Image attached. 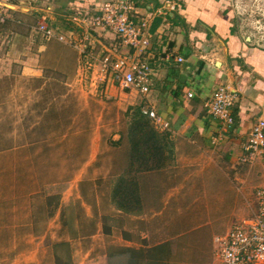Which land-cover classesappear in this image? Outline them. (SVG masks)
Segmentation results:
<instances>
[{
	"label": "rangeland",
	"instance_id": "374dc122",
	"mask_svg": "<svg viewBox=\"0 0 264 264\" xmlns=\"http://www.w3.org/2000/svg\"><path fill=\"white\" fill-rule=\"evenodd\" d=\"M230 4L243 33L264 41V0H230ZM30 23L35 27L39 19ZM40 44L17 43L18 53L11 52L10 58L11 43L5 42L0 53L7 56L5 68L19 69L24 52L32 48L31 52L38 53ZM46 44L44 41V47ZM43 77L42 81L49 79L42 92L44 104L37 91L41 81L36 77L20 79L17 85L11 79L0 90V196L13 199L0 198V208L16 210L17 217L16 222L11 220L16 228L4 234L5 242L17 240L16 246L11 244L16 251L0 250L1 263L11 256L18 258L17 264H121L120 259L137 258L145 264L153 260L151 264H218L213 236L226 234L257 211L256 193L264 187L259 165L244 160L236 168L225 165L218 186L190 177L181 167L173 168L171 179H158L160 191L168 193L165 202L159 203V215L129 217V211L118 206L114 193L121 180L136 184L135 176L142 173L131 165L130 131L135 113L113 106V100L100 90L92 93L90 84L95 79L87 71L76 77L77 87L81 86L78 90L64 89L62 74L44 71ZM63 94L65 98L60 99ZM92 149L96 160L83 169L95 155ZM171 156L166 149L163 167L168 165V170ZM182 178L183 195H177L175 188L180 189ZM127 202L134 212L139 207L132 196ZM207 211L212 222L202 219L200 225L194 224L199 225L197 231L186 234L190 221ZM153 236L162 249L143 248ZM193 236L204 238L196 250L187 244Z\"/></svg>",
	"mask_w": 264,
	"mask_h": 264
},
{
	"label": "crops",
	"instance_id": "0c3cea01",
	"mask_svg": "<svg viewBox=\"0 0 264 264\" xmlns=\"http://www.w3.org/2000/svg\"><path fill=\"white\" fill-rule=\"evenodd\" d=\"M108 1L114 0H13L8 4V20L0 25V53L5 37L11 43L7 55L10 58L11 52L18 53L15 50L17 43L26 45L39 41L41 44L38 53L31 52V47L29 52H24L25 59L20 61L23 67L19 69L5 68L3 59L7 56L0 55V90L11 79L16 84L21 82L20 79L25 81L36 77L41 81L37 91L41 92L40 100L44 104L42 92L49 84V79L42 81L44 71L62 74L66 79L61 85L64 89H75L79 85L77 75L87 71L95 79L90 84L92 93L100 90L102 95L113 100V106L123 112L137 114L143 108L155 111L163 123L170 124L169 129L146 119L159 137H166L172 166L169 170L167 165L135 176L139 194H134L132 200H136L139 207L135 212L129 209L126 213L129 217H157L159 203H164L168 194L160 191L162 184L158 179H171V169L181 167L183 171H189L190 177L203 178L207 184L210 182L218 186L219 173L222 178L224 176L223 167L230 165L236 168L239 161L246 157L244 145L252 128L264 119V41L257 44V38H253L252 43H248L249 35L243 33V26L235 17L230 0H122L134 6L133 22L136 25L146 22L151 36L150 46L139 56L151 68L150 91L146 95L130 92L120 87L111 71L106 73L103 70L105 59L112 64L125 50L119 37L110 31H87L82 25L83 20L99 15L101 6ZM38 19L39 23L34 27L30 22ZM40 25L52 30L54 38L47 40L43 37L38 32ZM59 36L65 41H60ZM44 41L47 43L45 47ZM179 58L183 59L181 63ZM220 86L235 90L237 101L231 108L234 127L222 133L223 138L218 141L222 131L207 112L206 105ZM29 87L31 91L32 86ZM14 89L17 90L16 87ZM24 89L26 91L27 86ZM188 93H193V98H188ZM59 98L64 99V94ZM93 154L84 163L83 169L95 162L97 153L92 149ZM252 162L259 165L264 178V154ZM183 183L184 178L180 189L175 188L177 195L184 191ZM0 198L3 201L13 200L12 197ZM15 214L16 210L0 208V250L12 248L11 244L16 246L17 240L5 242L4 235L10 228H16L17 225H11L12 219L16 222ZM23 214L26 218L27 212ZM211 215L207 211L205 215H200V219L190 221L186 234L197 231L198 222L202 219H209L208 223H211ZM196 223L199 224L197 227L194 226ZM214 237L211 240L213 249ZM154 238L151 241L149 238L143 248L151 251L162 249V243L159 241L157 244ZM203 241L202 236H193L187 244L191 250H196L199 242ZM127 247L131 248L130 245ZM12 250L16 251V247ZM4 259L7 261L5 264L18 263V258L9 256ZM11 259L15 260L10 262ZM144 261L138 258L120 259L121 264H145Z\"/></svg>",
	"mask_w": 264,
	"mask_h": 264
},
{
	"label": "built area",
	"instance_id": "2783aa9c",
	"mask_svg": "<svg viewBox=\"0 0 264 264\" xmlns=\"http://www.w3.org/2000/svg\"><path fill=\"white\" fill-rule=\"evenodd\" d=\"M12 1L0 0V25L7 22L9 15L7 5ZM134 10V6L129 2L108 1L101 6L99 15L83 20L82 25L87 31H110L119 37L125 50L112 64L109 59H105L103 70L106 73L111 71L123 90L146 95L150 91L151 68L141 61L139 56L150 46L151 36L147 32L146 22L138 25L133 22ZM38 32L47 40L55 36L46 25H40ZM253 38L248 36V43H252ZM7 39L8 37H5L2 43L5 44ZM59 40L65 41V38L59 36ZM261 42L263 39L256 41L257 44ZM182 61V58L178 59V62ZM188 98H193V93H188ZM236 101L235 90L220 86L214 91L206 105L207 112L217 121L222 131L217 138L218 141L223 138L222 133L234 127L231 108ZM141 113L155 124L162 125L164 129L170 128V124L163 123L162 118L155 111L143 108ZM244 151L246 155L244 161H253L264 154V119H260L252 128L249 139L244 145ZM256 201L257 211L254 216L235 223L226 234L214 239L218 264H264V187L258 189Z\"/></svg>",
	"mask_w": 264,
	"mask_h": 264
},
{
	"label": "trees",
	"instance_id": "16d2710c",
	"mask_svg": "<svg viewBox=\"0 0 264 264\" xmlns=\"http://www.w3.org/2000/svg\"><path fill=\"white\" fill-rule=\"evenodd\" d=\"M134 117L130 131V140L133 147L131 165L137 166L134 169L136 172L152 171L163 167L165 150L169 148L166 137H159L154 132V128L148 120L149 118L143 116L141 111L135 114ZM136 193L137 190L134 183L128 180H121L114 197L117 199L118 206L128 211L129 203L127 198Z\"/></svg>",
	"mask_w": 264,
	"mask_h": 264
}]
</instances>
